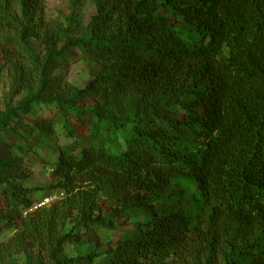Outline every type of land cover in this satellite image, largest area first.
Here are the masks:
<instances>
[{
	"label": "trees",
	"instance_id": "obj_1",
	"mask_svg": "<svg viewBox=\"0 0 264 264\" xmlns=\"http://www.w3.org/2000/svg\"><path fill=\"white\" fill-rule=\"evenodd\" d=\"M93 1L76 35L70 16L43 19L44 0H0L12 88L32 92L1 113L0 129L30 150L57 123L68 139L51 172L63 198L48 207L29 211L34 188L10 180L22 173L15 160L0 162V208L20 216L16 240L42 244L46 264H264V0ZM76 48L96 66L79 88L54 73ZM32 103L47 113L22 132ZM176 178L198 183L190 206L152 209ZM151 210L103 252L64 251Z\"/></svg>",
	"mask_w": 264,
	"mask_h": 264
},
{
	"label": "rangeland",
	"instance_id": "obj_2",
	"mask_svg": "<svg viewBox=\"0 0 264 264\" xmlns=\"http://www.w3.org/2000/svg\"><path fill=\"white\" fill-rule=\"evenodd\" d=\"M44 2L43 19L65 22V17L70 16L72 24L71 34L76 35L85 32V26L89 18L97 11L93 0H74L75 7L71 4L72 0H44ZM106 5L110 6L109 3ZM69 54L72 56L65 60L62 65H59L54 73L62 74L71 86L75 88L82 87L96 66L90 59L83 56L77 48L69 51ZM14 80L11 61L0 53V117L3 111L19 105L32 93L29 90L16 92L12 88ZM97 99L103 102L101 97ZM29 106L30 114L22 113L20 116L19 122L23 123L22 132H28L30 130L29 127L36 125L47 113L45 108L38 104L32 103ZM54 128V132L46 135L33 150L28 149L23 139L15 140L13 133L10 131L6 133L0 129V143L3 145L0 148V162L6 164L13 159L19 164V172L22 171L19 175L17 174L18 176L9 174L10 180L19 186L34 188V191L30 193V197L33 199V206L29 211L35 210L39 206L48 207L63 198V189L58 184V178L53 177L51 172L57 162V147L67 142L68 139L59 123ZM31 139L35 140L37 138L32 136ZM12 145L14 146L13 148H11ZM21 145H23L24 151L21 148H16V146L21 147ZM171 185H174L177 189L176 192L169 187H163L159 192L160 197H155L159 201L154 202L152 209L155 211H172L190 206L192 195L196 191L198 183L186 178H176L171 181ZM123 192L129 197L135 193V190L129 187ZM110 203V199L105 196L101 197L99 202L101 214H108ZM11 209L10 207L0 208V243L5 244L9 250L3 257L0 254V264H46L44 260L46 249L42 244L33 245L31 242H27L26 247L31 248L30 250L29 248H23L25 245L21 240H16L17 231L22 228H18L20 216ZM152 211L147 214H134L127 221L119 218L115 229L99 228L97 230V241L90 240L87 235H84L83 241L79 244L66 243L64 251L69 257L85 255L92 249L103 252L128 235L134 221L142 223L151 218ZM25 213L23 212L22 215L24 216ZM72 225V222L67 223L64 231H68ZM76 229H80V227ZM14 241L15 244H13ZM201 261L203 260L201 259ZM163 264L194 263L192 260L176 258L169 259ZM213 264L219 263L213 262Z\"/></svg>",
	"mask_w": 264,
	"mask_h": 264
}]
</instances>
